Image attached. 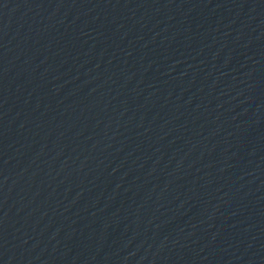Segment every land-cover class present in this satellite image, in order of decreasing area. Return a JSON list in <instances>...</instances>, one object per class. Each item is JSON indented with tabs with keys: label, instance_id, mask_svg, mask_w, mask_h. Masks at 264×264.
<instances>
[{
	"label": "water",
	"instance_id": "water-1",
	"mask_svg": "<svg viewBox=\"0 0 264 264\" xmlns=\"http://www.w3.org/2000/svg\"><path fill=\"white\" fill-rule=\"evenodd\" d=\"M0 264H264V173L164 0H0Z\"/></svg>",
	"mask_w": 264,
	"mask_h": 264
}]
</instances>
